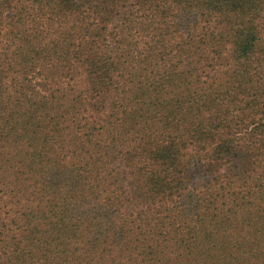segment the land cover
<instances>
[{
	"label": "trees",
	"instance_id": "obj_1",
	"mask_svg": "<svg viewBox=\"0 0 264 264\" xmlns=\"http://www.w3.org/2000/svg\"><path fill=\"white\" fill-rule=\"evenodd\" d=\"M0 264H264V0H0Z\"/></svg>",
	"mask_w": 264,
	"mask_h": 264
}]
</instances>
